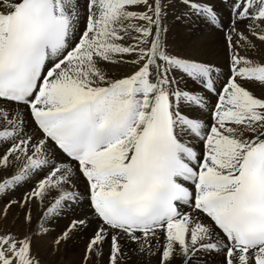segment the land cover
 Masks as SVG:
<instances>
[{"label":"snow or ice","instance_id":"obj_1","mask_svg":"<svg viewBox=\"0 0 264 264\" xmlns=\"http://www.w3.org/2000/svg\"><path fill=\"white\" fill-rule=\"evenodd\" d=\"M50 257L264 264V0H0V264Z\"/></svg>","mask_w":264,"mask_h":264},{"label":"bare ground","instance_id":"obj_2","mask_svg":"<svg viewBox=\"0 0 264 264\" xmlns=\"http://www.w3.org/2000/svg\"><path fill=\"white\" fill-rule=\"evenodd\" d=\"M170 31L168 34L169 42L174 45L183 44L184 42L192 39H199L202 44L205 45L206 50L209 52V59H214L213 53L222 47V39L214 34L210 33L207 26L203 23L196 21L194 25L182 24L180 22L170 20L169 21ZM189 28L192 30L189 31ZM50 239L43 242L45 254L47 252L48 244ZM79 252L78 245L70 244L62 255H67L69 259L72 258L73 254ZM53 264L58 260V257H50Z\"/></svg>","mask_w":264,"mask_h":264}]
</instances>
